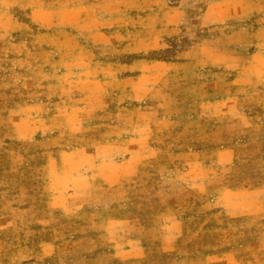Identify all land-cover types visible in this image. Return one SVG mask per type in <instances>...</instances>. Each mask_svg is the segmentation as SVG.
Returning <instances> with one entry per match:
<instances>
[{"label": "rangeland", "instance_id": "1", "mask_svg": "<svg viewBox=\"0 0 264 264\" xmlns=\"http://www.w3.org/2000/svg\"><path fill=\"white\" fill-rule=\"evenodd\" d=\"M217 1L0 0V264H264V0Z\"/></svg>", "mask_w": 264, "mask_h": 264}, {"label": "crops", "instance_id": "2", "mask_svg": "<svg viewBox=\"0 0 264 264\" xmlns=\"http://www.w3.org/2000/svg\"><path fill=\"white\" fill-rule=\"evenodd\" d=\"M223 1V0H222ZM218 2H220V0H218L217 2H215L214 4L212 5H217V6H220L221 4L218 5ZM221 3V2H220ZM217 12L216 11V16H217ZM166 14H163L164 15H168V17L171 18V22H170L172 25H177L178 22L176 21V18H180V19H183V16H181L182 13L179 12V6H175V7H171L169 8L168 11H165ZM210 14V10L207 9V11L201 15L200 19H204L206 15H209ZM212 20V24L213 23H219L221 22V17H215L214 18H211ZM210 19V20H211ZM162 30H159V33L161 32ZM192 68H197V67H192ZM195 70V69H193ZM194 80V79H193ZM229 102L231 103L232 102V99L231 98H226V99H222V100H219L218 102H216L217 104H220V105H225V104H229ZM214 116V115H213ZM213 116L211 115V117H209L208 115H201L200 117V121L204 124H210L211 121H213ZM194 134V132H193ZM196 135H212L213 134V131H206L204 133H195ZM128 144H131V143H128ZM107 144H99V145H96V146H93L91 148H86L84 150H80L76 153V155H79L81 154L82 152H92L93 156L95 155V153L106 147ZM127 157H126V160L124 161V163H122V167L123 168H127L129 169L130 171H133V169L135 168V166H137L138 162L135 164V153L138 152V150H140V146H137V145H127ZM140 152V151H139ZM222 153L223 152H219V154H217L218 158L216 160L219 159V156L221 157L222 156ZM96 158H92L90 159V162H92V165L94 164V167H96L98 164H100V162L96 165L95 164V161ZM80 166H82V163H80ZM87 166H89V164H87ZM93 167V166H92ZM98 167V166H97ZM99 169V168H98ZM85 171H82L81 173L85 172L86 174L89 172L86 171L87 169L85 168L84 169ZM130 175V174H129ZM210 192L212 191H209L208 193L210 194ZM207 195V192L205 193ZM212 197V198H211ZM135 197L133 196H130V195H126V201H127V205H129L128 203H131L132 200H134ZM211 198V199H210ZM207 200L210 199V202H214L216 201L217 198H213V195L211 196H207L206 198ZM239 215V214H238ZM264 216V211H261V212H256L254 214H251V217H241L239 219H235V220H244V219H248V218H262ZM8 221V223H7ZM154 220H148L146 222H153ZM166 228H164V230H173L174 226L175 225H165ZM151 226L149 225V223H146L145 224V228H146V231L151 235H153V229L150 228ZM12 228V223L10 222V216H1L0 217V232H4V231H7L8 229ZM240 228L242 227H239L238 229L241 230ZM260 228V225L258 227H253L252 229H248V233H251L252 231L253 232H256L258 231ZM232 229H229V231H231ZM163 231V230H162ZM246 231V230H244ZM160 243H162V236L160 234L159 236V239H158ZM139 243L138 242H135V241H132L129 246L130 248H128L127 252L130 253L131 250H134L135 247L138 245ZM244 256H250V255H244ZM242 254L240 253V251L236 250V248H234L232 245H230V247L228 248V250H226L225 252H223L222 254H209L207 256H205L204 258H186V259H182L181 257L179 258H175L174 259V262L176 263L177 260L178 261V264H184V263H196V264H243L242 262ZM131 258H135V257H132Z\"/></svg>", "mask_w": 264, "mask_h": 264}]
</instances>
